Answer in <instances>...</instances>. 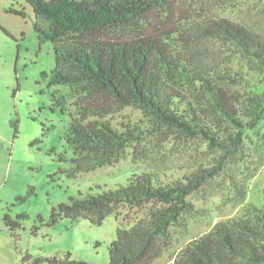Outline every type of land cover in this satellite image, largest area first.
<instances>
[{"label": "trees", "instance_id": "trees-1", "mask_svg": "<svg viewBox=\"0 0 264 264\" xmlns=\"http://www.w3.org/2000/svg\"><path fill=\"white\" fill-rule=\"evenodd\" d=\"M170 1L179 2L27 0L39 37L51 41L55 52V66L43 75L54 106L70 116L65 140L72 155H60L70 162L69 177L114 166L128 155L144 162L149 140L167 131L223 153L212 167L195 165L180 177L161 169L137 172L125 185L70 197L54 206L48 219L38 215L34 234L62 218L101 225L114 215L118 228L108 264H156L169 252L195 212L192 196L219 175L224 160L244 153L245 132L257 133L264 118V26L236 22L218 7L183 17L174 31L156 35L150 15ZM252 1L223 4L241 9ZM260 2L258 12L264 11ZM128 107L138 109L142 119L116 123ZM235 186L236 199L245 201L247 187L239 180ZM33 193L30 187L17 202ZM28 217L6 212L3 221L17 238ZM19 254L23 264H94L70 251ZM169 264H264V207L244 203L238 213L187 242Z\"/></svg>", "mask_w": 264, "mask_h": 264}, {"label": "rangeland", "instance_id": "rangeland-1", "mask_svg": "<svg viewBox=\"0 0 264 264\" xmlns=\"http://www.w3.org/2000/svg\"><path fill=\"white\" fill-rule=\"evenodd\" d=\"M199 5L203 10L199 11ZM218 7L222 8L219 14L236 22L264 26V11L258 12L260 0H253L241 9L225 8L223 0H179L165 3L150 15V31L163 35L174 31L179 19L198 12L211 14ZM55 63L53 44L39 37L33 8L27 0H0V264H23L20 250L34 257L70 251L74 258L108 264L109 245L116 238L118 228L114 215L101 225L84 218L77 221L62 218L54 226L41 225L34 234V225H40L38 215L48 219L52 208L70 197H83L89 192L98 194L125 185L137 172L161 169L170 176L180 177L195 165H216L223 154L203 140L178 139L167 131L152 143L149 140V155L144 162H135L128 155L114 166L69 177L66 170L70 162L61 161L60 155H72L65 140L70 116L54 106L53 89L43 75ZM128 118L140 121L142 114L128 107L116 123ZM258 130L257 133L247 130L244 153L224 160L219 175L192 196L195 212L188 217L187 227L176 235L173 248L156 264L171 263L187 242L208 232L216 222L238 213L244 203L264 207V118ZM235 180L247 187L245 201L236 199ZM30 187L34 193L27 200L17 202ZM6 212L13 216L29 214L22 221L17 238L4 224ZM125 223L130 225L133 220Z\"/></svg>", "mask_w": 264, "mask_h": 264}]
</instances>
